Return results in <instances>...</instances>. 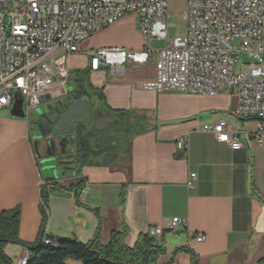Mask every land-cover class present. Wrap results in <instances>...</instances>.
Returning a JSON list of instances; mask_svg holds the SVG:
<instances>
[{
    "label": "crops",
    "instance_id": "obj_1",
    "mask_svg": "<svg viewBox=\"0 0 264 264\" xmlns=\"http://www.w3.org/2000/svg\"><path fill=\"white\" fill-rule=\"evenodd\" d=\"M126 17H133L134 23L126 22ZM118 34L127 36L120 40ZM96 36L102 48L138 51L144 45L134 15L124 16ZM78 55L85 56H63L68 75L74 70L72 58ZM155 62L124 65L119 74L108 68L90 71L88 62L75 72V76L87 72L88 86L102 96L101 101L90 100L103 115L119 120L126 135V151L106 164L93 158L90 163L80 160L53 175L44 144L34 146L38 131L31 121L38 118V109L47 110L76 94V77L73 89L66 88L67 82L53 81L51 96L32 111L23 101L20 107L12 102L0 110V213L19 209L18 238L25 244L35 243L43 231L48 237L82 243L98 232L100 243L106 245L112 232L125 228L124 243L131 247L139 235L159 228L163 234L153 239L166 254L158 264L169 260L191 264L192 256L196 264H264V140L256 144L252 138L256 121H234L237 97L229 91L205 97L143 89L155 81ZM219 121L239 133L242 149L233 151L213 133L202 131ZM182 138L188 141L185 150L176 146ZM80 143L77 139V146ZM58 149L69 155L71 144L62 148L56 144L54 150ZM190 175L195 177L188 188ZM78 180L86 193L51 194L43 225L41 187L67 188ZM175 218L184 225L169 231ZM198 233L205 238L201 243L194 239ZM4 253L18 264L30 252L7 245Z\"/></svg>",
    "mask_w": 264,
    "mask_h": 264
},
{
    "label": "built area",
    "instance_id": "obj_2",
    "mask_svg": "<svg viewBox=\"0 0 264 264\" xmlns=\"http://www.w3.org/2000/svg\"><path fill=\"white\" fill-rule=\"evenodd\" d=\"M167 0H0V110L22 98L26 110L36 109L52 94L53 81L68 78L64 55L79 54V46L127 15L136 17L144 45L134 51L102 48L83 53L90 71L108 68L119 74L124 65L143 66L156 59V78L143 89L214 97L229 91L237 97L235 115L257 123L252 138L264 140V0H186V34L168 38ZM232 41H237L234 45ZM153 42L161 43L160 47ZM250 60L241 69L238 58ZM231 150L243 148L238 132L224 121L204 126ZM187 138L177 149L187 148ZM195 175H190L187 187ZM86 193L83 188L81 195ZM184 221L173 219V231ZM163 234L151 228L147 236ZM197 243L204 235H194ZM44 244H50L43 237ZM30 253L18 260L27 264Z\"/></svg>",
    "mask_w": 264,
    "mask_h": 264
},
{
    "label": "trees",
    "instance_id": "obj_3",
    "mask_svg": "<svg viewBox=\"0 0 264 264\" xmlns=\"http://www.w3.org/2000/svg\"><path fill=\"white\" fill-rule=\"evenodd\" d=\"M75 77L77 97L83 98L82 95H85L88 99L95 97L101 101L100 93L91 89L86 82L87 72L81 71ZM82 182L78 180L67 188L55 184H46L41 187L43 225L48 197L51 194L61 195L66 192H74L77 195L82 190ZM19 216L18 208L0 213V264H12L4 253L5 246L9 244L23 247L30 252L27 264H66L67 260L78 261L80 264H158L159 257L166 254L165 249L147 235H139L133 246H127L124 243L127 236L125 228L119 232H112L106 245L100 243L98 232L90 241L82 243L69 238L48 237L43 231L35 243L25 244L18 238ZM44 236L48 237L50 244L43 243ZM171 261L165 264H171ZM191 264H196L193 256Z\"/></svg>",
    "mask_w": 264,
    "mask_h": 264
},
{
    "label": "water",
    "instance_id": "obj_4",
    "mask_svg": "<svg viewBox=\"0 0 264 264\" xmlns=\"http://www.w3.org/2000/svg\"><path fill=\"white\" fill-rule=\"evenodd\" d=\"M17 97L19 96H14V106L20 107L21 103L16 102ZM68 100L70 101L69 105H65L61 112L55 113L48 119L46 132L43 131L41 135L34 138L35 147L36 144H44L49 156L48 162L54 158L59 165H67L64 162V151L61 150L59 154L61 157L54 152L56 144L62 148L66 142L71 144L73 151L77 147V150H80L85 145L95 144V151L105 153L103 159L100 160L101 164L115 160L126 151L127 138L119 120L111 114L103 115L101 108L88 98L72 97ZM40 119L42 118L40 117ZM77 139H80L81 142L78 146Z\"/></svg>",
    "mask_w": 264,
    "mask_h": 264
},
{
    "label": "rangeland",
    "instance_id": "obj_5",
    "mask_svg": "<svg viewBox=\"0 0 264 264\" xmlns=\"http://www.w3.org/2000/svg\"><path fill=\"white\" fill-rule=\"evenodd\" d=\"M186 9H187V5H186V0H167V5H166V16H165V25H166V29H167V35L168 38H172V37H184L186 34V21H185V13H186ZM131 15V14H130ZM133 17H126L125 21L128 23H134V20L132 19ZM137 29V28H136ZM102 32V31H101ZM100 32H98L97 34H99ZM97 34H95V36L87 39L86 41H84L80 46H79V51L80 53H85L88 51H94V50H98V49H102L101 47V43H100V39L99 36H96ZM127 35L125 34H118L117 39L123 40L125 39ZM232 43L234 45H237V41H232ZM153 45L156 47H160L161 43H157V42H153ZM250 60L247 58V56L245 54L241 55L238 58V64L239 66L237 67L236 70L241 69L244 70L242 68L243 64L249 63ZM83 64H88V59L86 58V56L83 55H78L75 58H72V66L74 68V70L69 71V75L68 78L66 79V88L67 89H73L75 87L74 84V78H75V72L78 71V69H80V66H82ZM60 84L62 85V83L60 82ZM87 93L89 94V92L87 91ZM21 98L17 97L16 102L21 103ZM23 101V100H22ZM14 104H15V99H14ZM46 108L44 106H42L41 109H38L39 113L45 112ZM12 112V108L10 110ZM234 121L236 123L237 119L239 117L235 116L233 117ZM59 146V144H58ZM62 149H58V150H54L55 153H57L58 155L60 154ZM76 151V149H75ZM75 151L72 150V148L70 149L69 155H63V157H65V163L66 161L69 162L70 161V166H74V165H79L80 160H82L83 163H90L91 162V156L87 155V156H81V153L78 152V154H75ZM45 153H47V151H45ZM59 157H61V155H59ZM52 159V158H51ZM67 164V165H68ZM59 165L58 162L53 158V160H50L49 162V167L52 170V174H56L57 170L62 173L67 167H69V165ZM11 244H9L10 246ZM13 246V245H11ZM163 246L167 249L170 250V245L164 244ZM16 258V257H15ZM15 261V260H13ZM67 264H80L78 261H73V260H67Z\"/></svg>",
    "mask_w": 264,
    "mask_h": 264
},
{
    "label": "flooded vegetation",
    "instance_id": "obj_6",
    "mask_svg": "<svg viewBox=\"0 0 264 264\" xmlns=\"http://www.w3.org/2000/svg\"><path fill=\"white\" fill-rule=\"evenodd\" d=\"M72 97H77V96H76V94H68L67 96L63 97L62 99L57 100L56 102L49 105L50 109H48V107H47L46 112H42V114H39L38 118L31 121V125L36 127V129H37L38 135H41L43 131L46 132V130L48 129L47 128L48 119H50V117L52 115H54L55 113L61 112L65 105H69L70 101L68 99L72 98ZM40 117L42 119H40ZM94 145L95 144H93L92 146L85 145L82 150L80 149L81 151L77 150L74 155L78 154V152H79V153H81L82 157L89 155V156H91V158H93L97 161H100L101 159H103V156H105V153L95 151ZM99 149H101V148H99ZM66 163H70V161L69 162L66 161Z\"/></svg>",
    "mask_w": 264,
    "mask_h": 264
}]
</instances>
